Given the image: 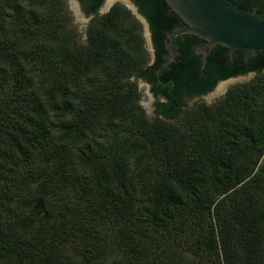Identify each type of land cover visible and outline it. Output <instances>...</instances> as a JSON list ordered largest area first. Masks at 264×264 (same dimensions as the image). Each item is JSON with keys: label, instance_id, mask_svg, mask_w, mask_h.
<instances>
[{"label": "trees", "instance_id": "obj_1", "mask_svg": "<svg viewBox=\"0 0 264 264\" xmlns=\"http://www.w3.org/2000/svg\"><path fill=\"white\" fill-rule=\"evenodd\" d=\"M79 1L95 17L85 51L71 46L62 0H0V254L9 258L10 251H20V264L34 258L48 264L50 255L52 264H76L77 259L64 256L66 248L27 242L16 234L15 223L22 216L34 226L44 224L37 220L36 206L51 204L60 213L55 219L67 221L58 225V235L75 240L94 234L89 238L93 246H87L86 238L80 246L86 264H104L110 254L121 252L135 264H177L176 256L186 247L196 264H264V91L234 90L213 118L207 114L199 120L195 114L187 118L184 131L176 126L184 115V99L207 95L229 78L263 73L264 53L248 58L246 66L245 53L237 51L232 64L224 56L228 49L217 46L203 64L191 45L206 42L183 35L184 40L177 37L181 56L157 74L160 53L166 52L164 30L183 24L166 0H133L150 23L159 51L152 66H142L141 38L122 35V25L132 18L126 9L115 6L99 16L106 0ZM229 1L264 14V0ZM9 15L17 21L9 22ZM131 22L137 26L133 18ZM98 63L111 69L135 67L134 78L144 79L156 97L166 98L155 104L159 119L147 126L144 111L128 103L131 86L123 88L110 78L93 85L91 69ZM104 109L122 120L105 123L113 129L110 144L119 141L107 154L95 141ZM137 113L141 119L132 121ZM135 131H143L140 137L146 139L127 146L125 140ZM152 145L164 151L152 156V166L177 165V171L162 169L161 182L146 180L148 174L137 167L140 158L136 164L124 158L129 147L146 151ZM173 174L178 185L165 184ZM149 185L167 189L169 197L155 199ZM130 198L137 209L128 216L136 217L139 231L128 235L132 230L122 234L115 217ZM191 215L198 224L192 233L187 225ZM182 234H188L193 246ZM140 237L143 246H137ZM103 240L105 246H96ZM99 248L103 251L96 259L88 255Z\"/></svg>", "mask_w": 264, "mask_h": 264}, {"label": "rangeland", "instance_id": "obj_2", "mask_svg": "<svg viewBox=\"0 0 264 264\" xmlns=\"http://www.w3.org/2000/svg\"><path fill=\"white\" fill-rule=\"evenodd\" d=\"M109 0H106L105 3L102 5V7L99 10V16H104L107 15L111 9L115 6H119L126 9L129 14H131L132 18L134 21L137 23V26L135 27V24L132 21V18L129 17V20L122 25L123 32L122 35L124 38L131 40V33H134L135 36H139L142 40V48H143V57L144 62L142 63V66H146L147 64L151 63L153 61V48H152V43H151V34L150 30L148 27V23L145 21V19L141 16L139 13L137 7L130 1V0H116L109 6L107 5V2ZM62 6L65 8L66 11V25L64 26L65 29H68V31H71L73 34V42H72V48H77V50L81 49L84 50L87 48L89 45V26L94 20V16H89L85 13L84 7L82 3L79 0H62ZM107 5V7H106ZM13 17V19H12ZM9 22H16L17 20L15 19L14 16H7ZM131 24L133 26H131ZM125 27V28H124ZM64 29V30H65ZM60 45V44H59ZM52 47L54 48L53 44ZM58 47V44H57ZM134 58L136 56L134 55ZM140 67L141 63H138L136 67ZM135 67L131 70L124 69V67H113L111 68H106L105 65H100L98 63V66H94L91 69V75L93 77V85H98L105 83L108 81V79H112V82H115L117 84H120L123 88H129L130 86L132 87L131 91V97L127 98L129 99L128 103L132 105H136L138 108H141L146 118L147 126H149V122H152L151 120L154 119H159L157 118L156 112H155V104L157 102V99L152 95L151 90L149 85H147L145 82L142 80H137L134 78L133 73H134ZM90 82V80H89ZM227 85L223 88L222 85L226 84ZM248 88L250 91L254 90L255 88H258L257 93H261L264 91V72L261 74H248L245 76H242L241 78L236 77L235 81H231L230 79L227 81H221L215 89L210 92L209 94L203 96L202 98H199L197 100H190L188 102V105L184 108V115L176 121V126L180 127L182 131L186 129V123H187V118L189 116L194 117L195 114L198 115L199 120L203 119L204 116L207 114L209 115L207 118H213L214 115L217 113V109L219 108V105L224 102V99L232 93V91H238L237 89H244ZM239 92V91H238ZM127 95V93H125ZM263 101V99H261ZM259 105V103H258ZM262 107V103L260 104ZM101 108V107H100ZM89 109V108H88ZM131 112H133L131 110ZM88 113V112H87ZM119 114H116L115 112H109L106 109H104L101 114H100V119L102 122H104V125H102L101 130L99 131L98 134V140L95 139L99 145L103 146V148L106 150L105 154L108 152L113 151V148L117 149V143L119 141H115L116 144L112 146L110 144V134H113V129L111 130L109 126H107L105 123L110 122L111 120L115 124H120L122 123V120H120L121 116H118ZM132 116V115H131ZM206 118V120H207ZM141 119V115L137 113L136 116L132 117V121H138ZM162 121V119H160ZM130 132H133V130L130 127ZM139 132V131H138ZM134 132L133 135L135 136H130L129 140L127 141L126 145H133L136 146L137 144H141L144 142V139L140 137L142 135V132ZM103 135H107V137H103ZM114 141V140H113ZM148 143V142H147ZM157 144V141L153 142ZM135 147L128 148L129 153L124 157L128 163L133 164L137 162L138 158H140V162L138 163V168L142 171L144 170L147 175L146 180L147 181H152V182H161V178L164 177V173L162 171L163 168H169L174 169L177 171V165L176 163H173L172 165H162L158 164L157 166H152L154 162H152V156L154 154L159 155L160 153H163L162 148L159 146H149V149L146 151H138L134 149ZM161 151V152H160ZM71 152V151H70ZM74 157H77V152H72L71 153ZM167 163V162H166ZM262 163V160L260 161ZM79 172H81V169L77 168ZM178 176L173 174L170 179L166 181L165 184H174L178 185L177 183ZM148 192L155 198H167L169 197L167 189H162L158 186L151 187L150 185L148 186ZM162 192H165L166 195H162ZM130 200L133 199H128L124 201V203L121 206V211H117V215L115 217V220L120 221L118 224L123 232L122 234L128 233V235L133 234L136 232V217H130L128 216V212L132 213V211H136L137 208L133 209V206L128 203ZM37 208V220L40 218L44 224H38L34 226V222H32L31 219L22 216L19 221L15 223V231L16 234L22 235L27 239V242L30 239V242H44L46 245L52 244L56 246H60V250L62 251V247L66 248L65 250V255L66 257H74L77 259L76 264L79 263V261L83 264L86 261V259H83V255L81 256V250L80 246L82 245V240L85 239L87 246H93L94 244L90 245V239L91 237L94 236V234H89L87 236L80 235L78 238H75V240L72 239H66L62 235H58V225L65 224L67 225L66 218L60 217L55 219L57 216L60 215L59 211H56L54 207L51 206V204L46 208V206L43 207L42 204H39L36 206ZM132 210V211H131ZM120 212H124L121 214ZM191 220L190 222H187L188 225V230L190 233L195 232L197 230V226L194 216L191 215ZM49 219L48 221H45ZM70 221V218H67ZM187 217L182 219V221L186 220ZM181 218H179V221ZM178 221V219H177ZM178 221V222H179ZM29 226V228L27 227ZM185 226V224L183 225ZM191 227V228H190ZM139 231V230H137ZM142 231V229H141ZM198 231V230H197ZM108 233V232H107ZM109 234H112L111 231ZM191 236V234H190ZM134 237V240H136L135 235H132ZM161 237V236H159ZM182 239L186 242L190 237L188 234H182ZM89 239V240H88ZM161 240V239H160ZM193 242L192 239L189 240L188 246H193V244H190ZM135 243V242H134ZM136 243H138L137 246H143L144 244V238L140 237ZM105 240L101 241V243L96 244V246H105ZM190 249H185V251L180 252V256H176L177 264H196V256L191 251ZM48 250V249H47ZM103 248L96 249V251L90 252L88 255L96 259L98 256V253L102 252ZM138 252V251H137ZM10 257L12 259H9L6 254H0V264H10V261L12 264H20L22 262V253L17 250L10 251ZM128 253L126 252H121V253H112L108 256V259L104 262V264H135V259L131 256L128 257ZM132 258V259H131ZM49 263L52 264L54 263V257L49 256ZM24 264H47L43 260H38L37 258L29 260L27 263Z\"/></svg>", "mask_w": 264, "mask_h": 264}, {"label": "water", "instance_id": "obj_3", "mask_svg": "<svg viewBox=\"0 0 264 264\" xmlns=\"http://www.w3.org/2000/svg\"><path fill=\"white\" fill-rule=\"evenodd\" d=\"M115 1L109 0L107 5ZM166 2L185 23L184 27L177 28L169 35L171 49L176 37L192 35L206 42L204 47L197 49L198 54L203 55V64L207 61V50L217 46L228 49L229 55L237 51L244 52L246 59L256 56L257 53H264V14L255 10H244L229 0H166ZM230 80L235 81L236 77ZM226 85L227 83L222 87Z\"/></svg>", "mask_w": 264, "mask_h": 264}, {"label": "flooded vegetation", "instance_id": "obj_4", "mask_svg": "<svg viewBox=\"0 0 264 264\" xmlns=\"http://www.w3.org/2000/svg\"><path fill=\"white\" fill-rule=\"evenodd\" d=\"M135 6L136 4L134 3L133 0H130ZM137 7V6H136ZM139 13L141 14V16L145 19V21L148 23V27H149V30H150V34H151V43H152V48H153V61L151 63H149V66H152V65H156V63L158 62L159 60V57L157 56L158 55V49L156 47V44L153 40V34H152V29H151V26H150V23L148 22L147 18L140 12L139 8L137 7ZM185 26V23L183 22V24L181 26H179L178 28H181V27H184ZM177 28H175L173 31H169V30H164V33H165V38L162 40L163 42V48L165 49L166 52H163L162 54L160 53L161 55V66L160 68L157 70V74H159V72H161V69L164 68V67H167L170 69V66L174 63L177 62V59L179 56H181V53L179 51V48H180V44H179V41H178V38L176 37L173 41V49L170 48V44H171V40L169 38V35L172 34ZM181 38L184 40L185 37H183V35H181ZM206 45V43L202 44L201 42H197V43H194L193 46L191 45V48H192V51L194 52L195 56L197 57H200L201 59L203 58V55L202 54H198L197 52V49H200L201 47H204ZM217 47H214L212 49H208V57L211 56V54H216L217 53V50H216ZM225 57H228V62L230 63H234L235 62V58L237 56V53L233 54V55H229V52L226 53L224 55ZM248 60L249 59H246V57L244 56V64L247 66L248 64ZM202 61V60H201ZM230 79V78H229ZM139 80H142L143 82H145L147 85H149L150 87V90H151V93L152 95L157 99V101H161V102H166V98L161 96V97H156L154 94H153V85L150 84V83H147L144 79H139ZM228 80V79H227ZM226 81V80H224ZM205 96V95H204ZM203 96H196L194 98H187V99H184V102L183 104H185L186 106L188 105V102L190 100H197L199 98H202ZM155 112H156V107H155Z\"/></svg>", "mask_w": 264, "mask_h": 264}]
</instances>
